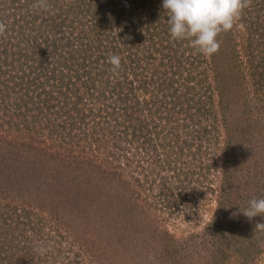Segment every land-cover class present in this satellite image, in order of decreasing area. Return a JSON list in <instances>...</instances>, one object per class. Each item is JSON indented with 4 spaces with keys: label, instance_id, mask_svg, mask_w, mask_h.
Segmentation results:
<instances>
[{
    "label": "rangeland",
    "instance_id": "374dc122",
    "mask_svg": "<svg viewBox=\"0 0 264 264\" xmlns=\"http://www.w3.org/2000/svg\"><path fill=\"white\" fill-rule=\"evenodd\" d=\"M36 3L0 0V264H264L254 231L264 217L242 212L264 198V96L246 97L248 76L220 84L237 64L248 74L252 42L264 40L261 0L211 56L171 38L162 0ZM137 33L159 46L130 71ZM126 68L168 99L154 95V112L143 95L134 106ZM240 83L249 88L232 93ZM80 112L91 113L82 127ZM80 127L98 130L104 150L72 139ZM35 156L44 172L25 163Z\"/></svg>",
    "mask_w": 264,
    "mask_h": 264
},
{
    "label": "clouds",
    "instance_id": "9594fccd",
    "mask_svg": "<svg viewBox=\"0 0 264 264\" xmlns=\"http://www.w3.org/2000/svg\"><path fill=\"white\" fill-rule=\"evenodd\" d=\"M251 4L252 0H162L171 38L187 40L195 51L204 56L218 52L220 34L232 30L243 10ZM34 7L46 10L47 0H37ZM5 29V24L0 22V35ZM108 63L112 66L111 71L116 73L121 67V57L110 55ZM242 212L249 221L264 217V198H251ZM257 230L264 231V222L255 223L254 231ZM34 251L44 255L47 249L37 246Z\"/></svg>",
    "mask_w": 264,
    "mask_h": 264
},
{
    "label": "trees",
    "instance_id": "16d2710c",
    "mask_svg": "<svg viewBox=\"0 0 264 264\" xmlns=\"http://www.w3.org/2000/svg\"><path fill=\"white\" fill-rule=\"evenodd\" d=\"M57 2H58V0H57ZM261 4L264 5V0H261ZM72 5H75V4L74 3H71V4H69V7L72 6ZM259 5L260 4L258 2L257 4H255V7L256 6H259ZM78 6H80V5H78ZM118 9L119 8L115 4V2H112V8H108V10L112 11L113 13H115L116 11H118ZM138 34L139 33L135 34V37H137V39L135 40V42H136L135 50L137 51V54H133L135 56V60H134V62L132 60L130 61L131 70H130V68H126V70L124 71V73H122L123 74L122 76L124 77L122 79L125 80V81H128L129 80L130 81V85L134 86V88L132 89L134 91V97H132L133 95L132 96H129L130 100L134 103V106H136V104H138L137 98L138 99L139 98L141 99V95H143V96H145L144 99H146L147 105L149 107H151L150 108L151 111L154 112L153 108H156V104H155V101L153 99L154 95H156V94L163 95L164 96L163 99L166 100V99H168V95L166 93V90L165 91H163V90L155 91L154 90V85H153V82H154L153 79H149V77L144 76V74L143 75L140 74V76L139 75L138 76L136 75L135 78L130 79L129 78V75H128V72H129V70L130 71L136 70L135 64L138 63L139 60H140V56H139L140 52H142L145 57H150V56H152V54L150 53L151 52L150 48L152 46H154V47L159 46V44H157V42H155V40L153 39V40L149 41L150 46L144 47L143 41L141 40V37ZM139 37H140V39H139ZM261 40L263 41L262 44H261ZM261 40L258 41V42H257V40H254L252 42L253 45L255 46V50L253 51V49H252L253 52L249 53L250 56L247 57V60L243 62V63H246V66L247 67H249V68H247L248 74H245L244 75V72L241 69L244 66L243 65H239V64H237V66L234 69H230L226 73L220 72V73H223L222 74V77H224V78L221 79V83H220L221 84V87H223L224 80L228 81L229 84H230L231 82L239 81V79H241L243 81L244 78L248 76L249 79H250V81L253 82L254 88H251L249 92L248 91L245 92L246 97L248 96L247 94L252 93V92H254L259 97L260 96H264V91H262V88L263 87L261 85V82L264 83V59L263 60H259L260 61V64L259 63L258 64L257 63H254L255 60L258 59L261 55L264 56V40L262 38H261ZM53 44H55V42ZM162 47L165 48L164 46H162ZM20 51H22V50L20 49ZM254 52H257V53H254ZM194 62H195V60H194ZM141 63L142 62H140V64ZM243 63H241V64H243ZM139 65H138V67H139ZM240 70L242 72V75L239 73ZM53 71H56V70H53ZM214 71H215V68H214ZM183 72L185 73L186 71L184 70ZM188 72H191V70L189 68H188ZM216 73H218L217 68H216ZM259 75H260V78L258 79ZM56 76L59 77V75H56ZM206 78H208V75L205 77V79ZM213 79H214V77H213ZM120 81H122V80H120ZM120 81L118 82L117 85L114 86L113 91H116V92L117 91H121V89H122V82H120ZM85 86L87 88V85L86 84H85ZM248 86H244L243 83H240L239 89L233 91L232 93H236V91L237 92H239V91L242 92ZM88 89H89V87L86 89L89 92L88 94H86L87 96L90 93L92 94V91L90 89L89 90ZM225 90H227L226 87H225ZM99 91H100V93H98V95L100 96L102 90H98L97 92H99ZM78 92H77V90H75V93H78ZM103 93L104 92L102 91V94ZM148 95H149V97H148ZM92 96H94V95H92ZM94 98H95V96H94ZM82 99H83V97L80 96V95H78L77 102H76V106H77L78 103L79 104L82 103ZM260 99H261V97H260ZM261 104H262V99H261ZM110 106H113V105L110 104ZM114 107H116V105H114ZM261 107H262V109H264V105L263 104H262ZM76 109H78V108H76ZM113 109L115 110V108H113ZM118 111L120 112V110H118ZM80 114H81V118H79V119L78 118L77 119L74 118V119H76V121L73 122V123H74L75 126H77L76 123L80 120V124H81V127H82L83 124L86 125L85 122H86L87 118H89L91 116V113L85 114L84 112L83 113L80 112ZM81 127H80V129H72L75 132L73 134H71V136H74V137H71V138L72 139H75V138L78 137L80 139H83L85 135L86 136L89 135L93 139L92 141L95 142V143H93L94 144L93 146L96 145L98 147V150H104V148H105V145H103L104 144V140L101 138V136H99V134H98L99 131L98 130H95V131L89 132V130L88 131L85 130V129L83 130ZM71 141H73V140H71ZM26 145H27V143H26ZM68 152H70V151H67V153ZM94 155H95L94 156L95 157L94 159H98V157H99L98 155L99 154H94ZM226 155H228V152H227ZM24 158H25V163H29L27 165L33 164V166H35L36 163L37 164L40 163V165H38L37 167H39V169L40 170H43V172H44L45 166H44L43 162H46L44 159H42L40 157H36V156L33 157L32 160H30V159H28L26 157H24ZM225 167H226V169H228L227 166H225ZM39 169H37L35 167L34 170L35 171H39ZM253 197L259 198L258 195L251 196V198H253Z\"/></svg>",
    "mask_w": 264,
    "mask_h": 264
}]
</instances>
